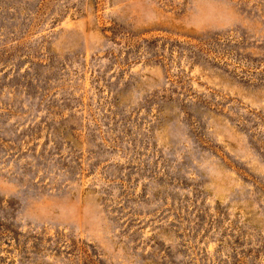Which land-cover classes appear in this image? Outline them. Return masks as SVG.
<instances>
[{
    "label": "rangeland",
    "instance_id": "1",
    "mask_svg": "<svg viewBox=\"0 0 264 264\" xmlns=\"http://www.w3.org/2000/svg\"><path fill=\"white\" fill-rule=\"evenodd\" d=\"M0 264H264V0H0Z\"/></svg>",
    "mask_w": 264,
    "mask_h": 264
}]
</instances>
